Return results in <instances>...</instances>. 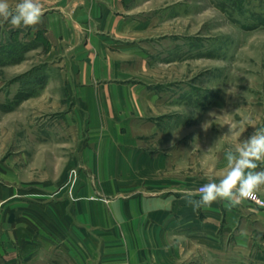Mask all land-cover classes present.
I'll list each match as a JSON object with an SVG mask.
<instances>
[{
	"label": "crops",
	"instance_id": "0c3cea01",
	"mask_svg": "<svg viewBox=\"0 0 264 264\" xmlns=\"http://www.w3.org/2000/svg\"><path fill=\"white\" fill-rule=\"evenodd\" d=\"M152 1L38 0L42 22L23 28L41 51L42 73L21 79L24 90L14 93L20 101L6 111L21 113L24 124L0 155V259L224 264L227 254L264 260V205L219 200L193 211L184 195L218 182L226 151L264 125L214 122L207 117L215 109L192 98V81L160 86L146 75L154 65L145 50L154 33L146 31L154 25L146 22L144 5ZM54 68L57 75H50ZM233 125L241 136L230 134ZM11 146L18 150L7 152ZM24 148L40 149L31 157L46 163L26 180L22 169L33 161ZM76 163L83 168L73 189L79 198L58 191L49 200ZM49 165L58 172L52 175ZM257 193L264 200V187Z\"/></svg>",
	"mask_w": 264,
	"mask_h": 264
},
{
	"label": "rangeland",
	"instance_id": "374dc122",
	"mask_svg": "<svg viewBox=\"0 0 264 264\" xmlns=\"http://www.w3.org/2000/svg\"><path fill=\"white\" fill-rule=\"evenodd\" d=\"M8 2L14 8L18 0ZM144 14L149 18L146 22L154 25L153 31H146L154 33L145 41L146 58L154 62L146 75L157 77L160 86L176 82L183 88L192 81V98L215 109L207 117L214 122L219 118L250 127L264 125V0H153L144 5ZM19 32L23 34L18 36ZM24 32L23 27L15 29L0 20V155L9 136H16L24 124L21 113L6 112L20 101L14 93L24 90L21 79L42 73L41 51L33 40L26 41ZM57 71L49 69V74L57 75ZM11 147L7 152L18 150ZM24 149L30 151L27 156L33 162L28 170L27 165L22 169V180L46 164L41 156L31 157L40 149ZM48 153L52 160L51 150ZM49 169L52 175L58 172H53L51 165ZM82 169V163L67 167L64 181L47 193L48 199L57 198L59 191L69 200H77L73 189ZM224 258V264H264V260L251 257L237 260L226 254ZM56 262L0 259V264ZM210 262L221 264L222 260Z\"/></svg>",
	"mask_w": 264,
	"mask_h": 264
},
{
	"label": "clouds",
	"instance_id": "9594fccd",
	"mask_svg": "<svg viewBox=\"0 0 264 264\" xmlns=\"http://www.w3.org/2000/svg\"><path fill=\"white\" fill-rule=\"evenodd\" d=\"M42 16L43 9L38 0H18L14 8L8 0H0V20L13 28H34L42 22ZM229 131L238 136L243 133L236 131L234 125ZM225 161L226 169L218 182L210 181L195 193L185 190L187 203L193 211L219 200H226L234 207L255 198L257 191L264 187V170H256L264 164V128H255L254 133L238 147L227 150Z\"/></svg>",
	"mask_w": 264,
	"mask_h": 264
},
{
	"label": "built area",
	"instance_id": "2783aa9c",
	"mask_svg": "<svg viewBox=\"0 0 264 264\" xmlns=\"http://www.w3.org/2000/svg\"><path fill=\"white\" fill-rule=\"evenodd\" d=\"M204 184H206V183L199 184V185L197 186V191H199V189H200ZM249 200L252 201V202H254V203H256V204L264 205V200H262L261 196H260L258 193H256L254 199H249Z\"/></svg>",
	"mask_w": 264,
	"mask_h": 264
}]
</instances>
